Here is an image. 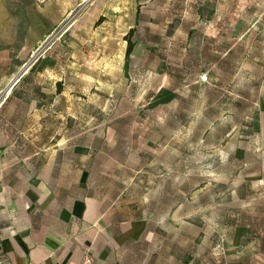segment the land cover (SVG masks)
Wrapping results in <instances>:
<instances>
[{
    "label": "rangeland",
    "instance_id": "374dc122",
    "mask_svg": "<svg viewBox=\"0 0 264 264\" xmlns=\"http://www.w3.org/2000/svg\"><path fill=\"white\" fill-rule=\"evenodd\" d=\"M0 56L58 96L64 179L71 137L107 143L191 191V264H264V0H0Z\"/></svg>",
    "mask_w": 264,
    "mask_h": 264
},
{
    "label": "crops",
    "instance_id": "0c3cea01",
    "mask_svg": "<svg viewBox=\"0 0 264 264\" xmlns=\"http://www.w3.org/2000/svg\"><path fill=\"white\" fill-rule=\"evenodd\" d=\"M22 72L0 56L2 258L67 264L87 253L92 264H191V239L185 246L183 233L185 245L176 242V212L187 197L190 205L191 191L177 189L173 176L107 170V143L97 151L79 137L67 144L71 175L64 179L58 96L49 108L32 73ZM116 160L109 159L114 166ZM182 220L191 227L190 218Z\"/></svg>",
    "mask_w": 264,
    "mask_h": 264
},
{
    "label": "built area",
    "instance_id": "2783aa9c",
    "mask_svg": "<svg viewBox=\"0 0 264 264\" xmlns=\"http://www.w3.org/2000/svg\"><path fill=\"white\" fill-rule=\"evenodd\" d=\"M202 80L204 81L205 77H202ZM0 264H11V263H9L7 260L3 259L2 255L0 253ZM67 264H92V259H91L90 255L86 253L79 262H77V263L69 262Z\"/></svg>",
    "mask_w": 264,
    "mask_h": 264
},
{
    "label": "trees",
    "instance_id": "16d2710c",
    "mask_svg": "<svg viewBox=\"0 0 264 264\" xmlns=\"http://www.w3.org/2000/svg\"><path fill=\"white\" fill-rule=\"evenodd\" d=\"M133 44L131 42H129V45L127 47V50H126V54H125V60H128L129 57L131 56L132 52H133Z\"/></svg>",
    "mask_w": 264,
    "mask_h": 264
},
{
    "label": "water",
    "instance_id": "95a60500",
    "mask_svg": "<svg viewBox=\"0 0 264 264\" xmlns=\"http://www.w3.org/2000/svg\"><path fill=\"white\" fill-rule=\"evenodd\" d=\"M87 1H88V0H85L84 3H86ZM22 71L24 72L25 70H22ZM23 72H22V73H23ZM22 73H21V74H22ZM21 74H19V75H21ZM19 77H20V76H19ZM16 81H17V79L13 82V84H14Z\"/></svg>",
    "mask_w": 264,
    "mask_h": 264
}]
</instances>
